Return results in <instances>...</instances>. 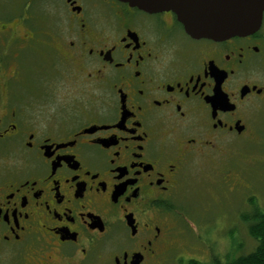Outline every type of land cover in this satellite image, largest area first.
I'll return each instance as SVG.
<instances>
[{
  "label": "flooded vegetation",
  "instance_id": "af4514ba",
  "mask_svg": "<svg viewBox=\"0 0 264 264\" xmlns=\"http://www.w3.org/2000/svg\"><path fill=\"white\" fill-rule=\"evenodd\" d=\"M0 2V264H154L192 162L264 105V11L214 40L121 0Z\"/></svg>",
  "mask_w": 264,
  "mask_h": 264
},
{
  "label": "rangeland",
  "instance_id": "374dc122",
  "mask_svg": "<svg viewBox=\"0 0 264 264\" xmlns=\"http://www.w3.org/2000/svg\"><path fill=\"white\" fill-rule=\"evenodd\" d=\"M9 9L0 2V15ZM217 164L200 156L188 168L186 175L191 173L184 179L179 207L173 211L171 237L154 264L234 258L254 248L256 240L248 233L246 217L264 209V105L252 113L248 136L234 138ZM225 174L232 177L231 182H223Z\"/></svg>",
  "mask_w": 264,
  "mask_h": 264
},
{
  "label": "water",
  "instance_id": "95a60500",
  "mask_svg": "<svg viewBox=\"0 0 264 264\" xmlns=\"http://www.w3.org/2000/svg\"><path fill=\"white\" fill-rule=\"evenodd\" d=\"M149 12L172 11L192 37L223 40L257 30L264 0H121Z\"/></svg>",
  "mask_w": 264,
  "mask_h": 264
},
{
  "label": "trees",
  "instance_id": "16d2710c",
  "mask_svg": "<svg viewBox=\"0 0 264 264\" xmlns=\"http://www.w3.org/2000/svg\"><path fill=\"white\" fill-rule=\"evenodd\" d=\"M254 211L256 212L246 217L248 233L256 240V244L250 252L225 259L216 255L218 258L208 261L190 258L186 264H264V209L258 211L255 209ZM216 256L214 255V257Z\"/></svg>",
  "mask_w": 264,
  "mask_h": 264
}]
</instances>
